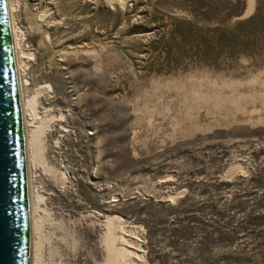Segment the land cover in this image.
<instances>
[{"label": "rangeland", "instance_id": "obj_1", "mask_svg": "<svg viewBox=\"0 0 264 264\" xmlns=\"http://www.w3.org/2000/svg\"><path fill=\"white\" fill-rule=\"evenodd\" d=\"M9 2L31 264H264V0Z\"/></svg>", "mask_w": 264, "mask_h": 264}, {"label": "water", "instance_id": "obj_2", "mask_svg": "<svg viewBox=\"0 0 264 264\" xmlns=\"http://www.w3.org/2000/svg\"><path fill=\"white\" fill-rule=\"evenodd\" d=\"M32 210L9 0H0V264H31Z\"/></svg>", "mask_w": 264, "mask_h": 264}, {"label": "bare ground", "instance_id": "obj_3", "mask_svg": "<svg viewBox=\"0 0 264 264\" xmlns=\"http://www.w3.org/2000/svg\"><path fill=\"white\" fill-rule=\"evenodd\" d=\"M19 75V74H18ZM19 83H20V81H19ZM24 107V106H23ZM33 107V106H32ZM24 109H25V107H24ZM23 113H24V111H23ZM26 113H24V122H25V131L27 130V122H26ZM36 116V115H35ZM27 135V134H26ZM33 138V137H32ZM35 138L36 137H34L33 139H31V143H29V145H32L33 143L35 144ZM26 142H27V137H26ZM27 147H28V143H27ZM34 149V148H33ZM36 150V149H35ZM39 204V203H38ZM112 236V235H111ZM126 237H128V239H122V243L120 242V244L122 245V246H125V247H127V248H129L131 251H128L130 254H133V255H136L137 256V253H135V251H137V252H139L138 250V248L136 247V238H133V237H131V236H129V235H126L125 234V238ZM119 238V237H118ZM118 238H117V241H118ZM121 238H123V237H121ZM131 238V239H130ZM113 240L114 239H112L111 238V240H110V243L111 242H113ZM119 242V241H118ZM115 243V242H114ZM117 243V242H116ZM112 244V243H111ZM133 245V246H132ZM114 246H116V244H114ZM112 247V249L113 250H116L117 252H120V248L118 249V248H116V247ZM109 247H110V245H109ZM112 249L110 250V251H112ZM124 251V250H123ZM138 257V256H137ZM135 259V258H134ZM139 259V258H138ZM136 260V259H135Z\"/></svg>", "mask_w": 264, "mask_h": 264}]
</instances>
